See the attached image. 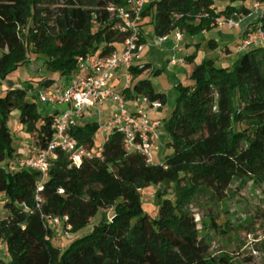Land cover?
I'll use <instances>...</instances> for the list:
<instances>
[{"label":"trees","instance_id":"1","mask_svg":"<svg viewBox=\"0 0 264 264\" xmlns=\"http://www.w3.org/2000/svg\"><path fill=\"white\" fill-rule=\"evenodd\" d=\"M221 1L160 0L146 5L141 34L146 18L154 37L160 38L175 30L192 36L209 32L220 17L251 14L248 0H228L220 10ZM258 1L264 10V0ZM47 2L56 8L45 7ZM124 6L125 0H0V81L27 63L29 50L45 59V71L53 77L77 74L80 57L110 56L127 39L117 32V16L111 11ZM258 23L264 29V16ZM149 68L129 69L133 82L125 94L163 106L165 96L149 80L135 82ZM53 77L9 87L0 96V195L6 197L7 213L0 219V243L9 256L0 264H233L227 255L205 257L187 207L200 188L223 200L235 178L264 176V46L242 53L230 68L204 62L193 69L190 86H177L176 105L162 127L172 154L161 165L127 153L116 132L94 150L95 121L72 129L79 146L93 154L101 149V157L75 167L57 152L37 208L39 176L12 163L19 156L6 124L17 111L25 133L36 147L46 149L58 112L42 117L34 93L56 82ZM170 185L173 200H159ZM148 187H159L155 218L143 211L141 192ZM107 211L113 212L110 223L101 218L63 250L53 246L54 230L46 227L45 218L60 219L63 231L70 227L74 235Z\"/></svg>","mask_w":264,"mask_h":264},{"label":"rangeland","instance_id":"2","mask_svg":"<svg viewBox=\"0 0 264 264\" xmlns=\"http://www.w3.org/2000/svg\"><path fill=\"white\" fill-rule=\"evenodd\" d=\"M256 1L258 0H248L246 6L252 8L251 5ZM44 6H48L50 10L56 8L50 2H47ZM225 6L226 3L224 2L217 5L220 10L224 9ZM257 20L259 22L258 18ZM258 22L256 25L259 24ZM142 29L147 49L141 55L142 59L140 61L141 63L150 64V68L142 75V78L149 80L156 92L165 95V104L156 111L159 114V117L156 119L163 123L164 120L167 121L170 118L179 95L174 72L168 65V62L172 58L169 61H165L161 53L150 47L154 39V27L152 25L147 22ZM193 37H195L197 44H201L192 47V51L197 53L199 57H202L204 53H208L210 50L208 43L203 42L208 37H213L220 44V47L227 45L231 49V52L234 53L231 59L220 58L218 55L214 56L218 58V63L214 62V66L217 69L230 68L237 60L236 54H242L237 51L236 45L240 44V37L238 32L234 30L223 28L220 31L213 32L209 36H203L201 33L193 36L182 33V39L186 40ZM24 38V40H27L25 36ZM117 49H119L118 46ZM219 52H221V49H219ZM182 57L180 56V58ZM180 58L174 59L179 60ZM26 60L27 63L16 73L12 74L9 79L0 81V96H3L9 87L18 88L27 84L35 85L40 80L47 81L53 77L51 73L45 71V59L32 54L29 50ZM53 78L60 83L63 82L64 85L68 81V77L54 75ZM190 83L188 82L186 85L190 86ZM49 87L51 86H43L34 95L38 96L40 91L48 90ZM121 91L122 88L118 87L117 92L120 94ZM127 107L131 112L135 110L132 104H128ZM37 109L42 117H46L55 112H61L63 107L47 106L37 102ZM151 118L155 119L152 114ZM105 123L103 121V124ZM6 126L12 136V148L19 156L18 161L28 157V148L31 149L34 140L30 135L25 133V130L18 123L17 111L11 114ZM106 137V135L101 134L95 135L94 150L103 145ZM167 142L168 138L161 128L159 140L151 151V163L153 165H161L166 157L172 154V150L167 147ZM18 161L16 158L12 159L14 165ZM159 187L163 188L162 185ZM159 187H148L141 192L143 211L152 218L157 217V204L160 201H155L154 197ZM173 189L174 186L170 185L166 189L165 195H162L159 200H173ZM5 201L6 197L0 195V219H4L7 216L6 211L3 209ZM187 210L193 218L198 239L205 248V257L207 259L227 255L232 259L233 264H264V176L235 178L223 200L216 198L210 190L200 188L188 205ZM101 215L99 214L95 219L91 220L90 225L85 230L74 235L63 231L62 225L59 230L54 231L53 246L63 250L76 239L87 235L98 224L101 218H104V223L112 221V211L102 212ZM8 260L9 256L6 253V249L0 243V261L7 263Z\"/></svg>","mask_w":264,"mask_h":264},{"label":"built area","instance_id":"3","mask_svg":"<svg viewBox=\"0 0 264 264\" xmlns=\"http://www.w3.org/2000/svg\"><path fill=\"white\" fill-rule=\"evenodd\" d=\"M150 1L125 0L124 7L111 9L117 16V32L127 35L120 51L116 50L107 57L88 55L78 58V72L68 77L65 85L56 81L53 83L54 86H52L51 91L46 89L39 92L37 97L42 105L64 106L66 109L55 116L52 137L46 149L42 150L35 146L31 150L30 156L19 160L17 163L18 170L36 172L39 176L36 185L37 208L41 203L38 194L43 190V182L47 179L51 166L50 161L55 160L57 152L66 155L68 161L75 167H79L83 160L101 157V149L93 154L79 146L76 139L70 134L72 129H76L80 122L90 117L94 112L97 113L95 122L98 127V134L106 136L112 132L120 134L123 148L127 153L140 154L147 163H151V151L158 142L160 129L163 127L161 121L151 118V113L159 110L162 107L161 103L150 101L144 96H134L131 101L135 110L131 112L126 109L125 98L115 94L111 87L114 75L122 68L127 70L124 76L127 83L131 77L129 74L131 67L142 69V64L134 66V63L139 61L144 50L140 24L143 10ZM251 10L250 15L255 16L256 19L260 20L264 16V10H262L259 1L252 4ZM240 20L241 17L237 15L230 19L220 17L214 25L237 29L240 26ZM175 39L178 49L182 42L180 31H176ZM168 40L167 35L157 38L156 45L160 46ZM259 46H264V29L261 28L260 24H257L241 40L237 46V51L244 53ZM169 64L176 66L180 62L172 59ZM127 89L129 88L126 87ZM106 102H111L112 115L103 124L98 108ZM44 221L46 227L54 231L59 230L62 226V221L55 217H47ZM63 222H67V218H64ZM66 231H70V227H67Z\"/></svg>","mask_w":264,"mask_h":264},{"label":"crops","instance_id":"4","mask_svg":"<svg viewBox=\"0 0 264 264\" xmlns=\"http://www.w3.org/2000/svg\"><path fill=\"white\" fill-rule=\"evenodd\" d=\"M159 1L160 0H151L147 5H149L151 3H154V2H159ZM221 2H224V3L227 4V0H222ZM149 21H150V18H146V19L143 20L144 23L149 22ZM240 21H241L240 26L237 29L229 28L227 26H224V27L214 26V29H212L211 31L202 32L201 34L203 36H209L210 34H212L215 31H220L223 28H228L230 30H234V31L238 32L239 37H240V42H241V40L244 38V36L249 31H251L253 29V26L258 22V20L256 19L255 16L248 15L246 17H242ZM176 31H179V30H175L172 33H170L169 35H167L169 37V40L167 42H164L160 46L156 45L157 38L154 37V39L152 41V45L150 46L152 49L157 50L159 53H161V55L163 57V60H165V61H169L170 58L174 59V58H180V56H183L182 58L177 60V61L180 62V64H178L176 66H171L169 64V62L172 59L168 62L169 67L174 72V76H175L174 78L176 79L175 80L176 86H179V85H181V86H189V85H186V84L188 82H191L190 81V76H191V73H192L193 69L196 66H199V65H201V64H203L204 62H207V61H212L213 63L214 62L218 63V58H215L214 56L218 55V57H220V58L231 59L233 54H234V53L231 52V49H229V47L227 45H225L224 47H220V44L216 40H214L213 37H208L205 41H203L205 43H208V47H209L210 50H209L208 53H204V55L202 57H199L197 53H194L192 51V47L194 45H201L199 43L198 44L196 43L195 37L187 38L186 40L183 38L182 42L179 44L178 49H177V44H176L177 42H176V39H175ZM181 33H184V32H181ZM142 43L144 45V50L141 53V55L147 49L145 47L146 46L145 45L146 42H145V39L143 38V35H142ZM236 46H238V44ZM118 47H119V49H117V50L120 51L122 46L120 45ZM219 49H221L222 53L219 52ZM141 55H140L139 61L134 63V66H136L138 64L149 65L150 66L149 63L148 64L145 63V62L141 63V61H140L142 59ZM239 57H240V54L239 55L236 54V58L238 59ZM226 68H229V67H226ZM126 71H127L126 68H122L120 71H118L114 75V79L111 82V87H112V90H113V92L115 94L123 96L125 98V100H126V109L128 111H130L127 106H128V104H132V106H133V103H132L131 99L134 97V95H130L129 97H127L125 92L127 90H130V88L132 87V82L133 81H132V78L130 77L129 82L127 83L126 78L124 77L125 74H126ZM140 80H143L142 76L139 77L135 82L140 81ZM61 82H62V80H61ZM118 87L122 88V91H121L120 94L117 92V88ZM126 87H128L129 89L126 90ZM51 90H52V85H51V87H49L48 91H51ZM157 93H159V92H157ZM159 94H163V93H159ZM61 107H63L62 111H64L66 109L64 106H61ZM98 109H99V113H100V116H101V122L102 123H103V121L107 122L110 119L111 115H112L111 102H106L104 105H102ZM151 114H152V116H154V118H155L154 120H157L156 118L159 117V114L157 112H152ZM96 116H97V113L94 112L90 117L85 118V120L80 122L78 124V126L83 128L88 122L96 121ZM160 131H161V129H160ZM96 134H98V133H96ZM28 139H29V137H28ZM94 144H95V138H94ZM31 146H32L31 149H33L35 147V144H32ZM93 148H95V146ZM31 149L28 148V156H30V154H31Z\"/></svg>","mask_w":264,"mask_h":264}]
</instances>
